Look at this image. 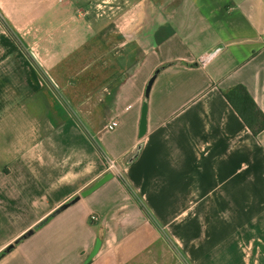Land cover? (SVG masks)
<instances>
[{
	"label": "crops",
	"instance_id": "0c3cea01",
	"mask_svg": "<svg viewBox=\"0 0 264 264\" xmlns=\"http://www.w3.org/2000/svg\"><path fill=\"white\" fill-rule=\"evenodd\" d=\"M235 85L264 114V0H0V264H264Z\"/></svg>",
	"mask_w": 264,
	"mask_h": 264
},
{
	"label": "trees",
	"instance_id": "16d2710c",
	"mask_svg": "<svg viewBox=\"0 0 264 264\" xmlns=\"http://www.w3.org/2000/svg\"><path fill=\"white\" fill-rule=\"evenodd\" d=\"M222 93L254 134L264 129V114L243 85L232 86Z\"/></svg>",
	"mask_w": 264,
	"mask_h": 264
},
{
	"label": "water",
	"instance_id": "95a60500",
	"mask_svg": "<svg viewBox=\"0 0 264 264\" xmlns=\"http://www.w3.org/2000/svg\"><path fill=\"white\" fill-rule=\"evenodd\" d=\"M152 83V79H150V81L148 82V85L146 87V94H148L149 92V88L151 86ZM109 177H111V174H107L105 175L102 179H100L99 181H97V183L91 187L90 189H88L87 191L83 192V195H86L88 193H90L92 190H94L95 188H97L99 185H101L104 181H106ZM100 246V240L97 239L95 242V245L93 247V249L91 250V252L88 254V256L85 258V260L83 261L82 264H88L90 262V260L92 259V257L96 254V252L98 251Z\"/></svg>",
	"mask_w": 264,
	"mask_h": 264
},
{
	"label": "built area",
	"instance_id": "2783aa9c",
	"mask_svg": "<svg viewBox=\"0 0 264 264\" xmlns=\"http://www.w3.org/2000/svg\"><path fill=\"white\" fill-rule=\"evenodd\" d=\"M115 127H116V122H112L110 125H108L109 129H114ZM106 165H107L106 166L107 170L114 171L117 169L116 162L111 158L106 159ZM95 218H96L95 216H91V219H95Z\"/></svg>",
	"mask_w": 264,
	"mask_h": 264
}]
</instances>
